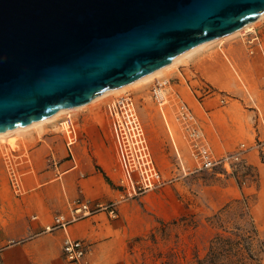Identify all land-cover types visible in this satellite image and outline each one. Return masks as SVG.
<instances>
[{"label": "rangeland", "instance_id": "1", "mask_svg": "<svg viewBox=\"0 0 264 264\" xmlns=\"http://www.w3.org/2000/svg\"><path fill=\"white\" fill-rule=\"evenodd\" d=\"M247 34L249 31L243 30L232 36ZM223 39L208 46L209 52H216ZM201 50L197 52L199 57ZM177 65L145 82L130 85L127 92L108 95L82 110L66 112L44 121L41 126H33L22 133L14 132L6 140L1 139L0 182H10V160L24 174L27 168L42 169L55 165L62 152L67 154L61 129V121L67 114H71L82 129L80 112L90 109L94 112V119L101 120L102 117L106 119L104 113L109 111L113 119L110 114L112 100L131 94L136 100L155 160L169 182L145 192L136 190L131 181L122 182L125 156L121 146L122 174L120 179L114 180L115 175L109 179L115 186L127 188L132 198H137L136 203L143 207V212L134 219L132 216L129 223L134 227L133 231H145L129 240L128 262L125 264H264V180L260 170L256 164L247 161L244 154L243 159L233 162L229 169L223 166L208 169L197 165L177 118V109L182 100L187 102L213 148L204 129L206 112L203 101L214 92V87L192 60L185 59ZM159 80H166L168 97L165 101H158L153 95V84ZM26 132L29 135H25ZM33 133L43 142L42 147L37 146ZM116 135L119 140L117 131ZM247 148L248 145L241 143L239 148L222 153L213 149L223 155ZM259 151L263 160L262 151L256 146V154Z\"/></svg>", "mask_w": 264, "mask_h": 264}, {"label": "water", "instance_id": "2", "mask_svg": "<svg viewBox=\"0 0 264 264\" xmlns=\"http://www.w3.org/2000/svg\"><path fill=\"white\" fill-rule=\"evenodd\" d=\"M264 13V0H0V131L87 101Z\"/></svg>", "mask_w": 264, "mask_h": 264}, {"label": "crops", "instance_id": "3", "mask_svg": "<svg viewBox=\"0 0 264 264\" xmlns=\"http://www.w3.org/2000/svg\"><path fill=\"white\" fill-rule=\"evenodd\" d=\"M254 28L246 36L226 37L214 53L204 47L201 56L196 53L191 60L214 87L203 101L204 129L213 148L222 153L239 148L241 143L248 145L243 154L257 165L264 180V159L260 151L255 152L258 146L264 158V18ZM108 113L101 120L94 119L90 109L79 113L83 127L73 157L68 151L62 152L55 165L27 168L21 190L14 188L11 181L0 182L3 264H72L63 253L67 234L91 243V264L128 262L129 240L145 232L133 231L129 219L143 212V207L138 206L137 198H132L127 188L115 186L109 179L114 175V180L120 179L123 169L121 145ZM32 135L37 146L42 147L37 134ZM78 198L92 205L113 199L119 216L112 217L108 210L99 209L71 221L66 228L45 229L54 224L56 214L70 217L73 201Z\"/></svg>", "mask_w": 264, "mask_h": 264}, {"label": "built area", "instance_id": "4", "mask_svg": "<svg viewBox=\"0 0 264 264\" xmlns=\"http://www.w3.org/2000/svg\"><path fill=\"white\" fill-rule=\"evenodd\" d=\"M165 81L159 80L153 84V95L158 101H165L168 97L165 90ZM110 114L113 116L115 129L125 156V176L122 177L121 181H131L139 192L157 189L169 182L155 160L135 98L131 94L115 97L110 103ZM177 118L184 129V137L188 141L199 167L213 169L223 166L229 169L232 167L233 162L243 159L242 150L244 149L223 155L217 154L208 144L202 126L199 124L198 119L194 118L191 107L184 100L178 106ZM61 124L65 145L69 154L73 157L74 148L81 138V128L70 114L66 115ZM9 177L13 187L21 190L23 172L11 160ZM99 209L108 210L112 217L119 216L117 202L114 200L92 205L90 201L78 198L73 201L70 217L56 214L54 224L46 225L45 229L66 228L71 221ZM90 251L91 243L86 239L74 237L70 234L66 235L63 242V253L69 262L72 264H91ZM0 264H3L1 257Z\"/></svg>", "mask_w": 264, "mask_h": 264}, {"label": "bare ground", "instance_id": "5", "mask_svg": "<svg viewBox=\"0 0 264 264\" xmlns=\"http://www.w3.org/2000/svg\"><path fill=\"white\" fill-rule=\"evenodd\" d=\"M264 18V13L259 15L258 17H255L249 21H247L246 23H244L243 25L233 29V30H230L220 36H217L215 38H212L208 41H205L195 47H193L192 49L184 52L183 54L177 56L176 58H174L172 61L168 62L167 64L161 66V67H158L156 69H153L151 71H148L147 73H145L144 75L136 78V79H133L129 82H126L124 83L123 85L121 86H118L116 88H113V89H110L100 95H97L87 101H83V102H80V103H77L73 106H70V107H67V108H62V109H59L51 114H48L44 117H41L33 122H30V123H26V124H22V125H18V126H15V127H12V128H9V129H5V130H1L0 131V140L2 139H5L9 134L11 133H14V132H17V133H22V132H25L27 130H29L31 127L33 126H41V124L46 121V120H49V119H53V118H56V117H59L61 115H63L64 113L66 112H71V111H74L76 109H79L81 107H84L88 104H90L91 102L95 101V100H98V99H101L103 97H106L108 95H113V94H121V92L123 93V91H126L128 89V87L132 84H136L138 82H145L146 80L150 79V78H153L155 77L156 75H159L161 73H164L166 72L167 69L173 67V66H178L177 64H179L180 62H183L185 59H189L191 60L192 57L194 56L195 53H197L199 50L203 49L204 47H207L211 44H213L215 41H219L220 39H223V38H226V37H229V36H232V35H235V34H238L240 33L241 31H251L253 29H255V23L258 22L259 20L263 19ZM243 34V33H242ZM236 36V35H235ZM188 62V61H186ZM173 69V68H172ZM127 92V91H126ZM6 140V139H5ZM9 142V141H8ZM13 142V141H12ZM11 143V141H10ZM12 148V147H11Z\"/></svg>", "mask_w": 264, "mask_h": 264}]
</instances>
